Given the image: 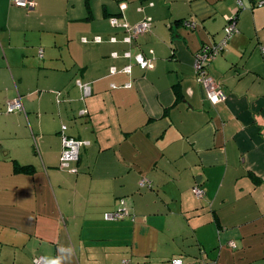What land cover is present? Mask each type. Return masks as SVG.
<instances>
[{
  "label": "crops",
  "instance_id": "1",
  "mask_svg": "<svg viewBox=\"0 0 264 264\" xmlns=\"http://www.w3.org/2000/svg\"><path fill=\"white\" fill-rule=\"evenodd\" d=\"M30 1L0 0V264H264V0ZM112 16L151 31L131 45ZM228 17L213 104L195 60ZM62 125L89 142L78 172L60 167ZM120 199L134 221L104 219Z\"/></svg>",
  "mask_w": 264,
  "mask_h": 264
},
{
  "label": "built area",
  "instance_id": "2",
  "mask_svg": "<svg viewBox=\"0 0 264 264\" xmlns=\"http://www.w3.org/2000/svg\"><path fill=\"white\" fill-rule=\"evenodd\" d=\"M16 5L21 7L32 8V3L30 0H13ZM238 2L241 3L240 0ZM262 5V4H260ZM239 7H243L242 4H239ZM111 24L115 28H122L127 33L128 36L125 38V41L129 44H133L138 38L149 33L152 28V19H146L142 23L130 26L127 22H120L116 17L110 19ZM185 26L191 30L196 29L197 25L194 22H186ZM225 37L222 41L210 44H204L200 52L196 55L195 68H196V79L204 87L206 92L207 99L213 103L218 104L226 100L227 96L221 89L220 85L216 82L215 78L211 75V63L213 60L221 55L226 49L231 38L239 32L237 25L236 17H228L227 25L225 26ZM86 41V39H84ZM96 42H100V38L96 37ZM264 50V48H263ZM127 58L135 59L136 65H138L142 70H149L153 68V60L150 57H147L143 53H138L137 55H132L131 51L125 53ZM132 66H127L124 69L125 73H131ZM112 74L117 73L116 68H112ZM77 85L83 93V97L86 98L91 95L92 87L89 83H84L80 80L77 81ZM131 84H127L126 87H130ZM24 105L22 98L20 96L16 97L13 100L8 101L7 103V112L13 113L16 111H24ZM82 115L87 114L86 111L81 113ZM67 126L63 125L61 130V138L63 150L61 154V163L60 167L72 172H78L77 167H73L71 163L78 162L80 159V151L84 146L89 145L87 141L77 140L72 138L66 133ZM142 185L146 184V181H142ZM197 197L202 198L204 196V191L201 188L195 189ZM119 205L121 208L116 213H110L106 215L107 220H118L123 219L126 216L130 215V212L126 206L124 199L120 200ZM231 245H234L231 243ZM35 264H50L45 258L38 257L35 260ZM171 264H185L181 259H174L171 261Z\"/></svg>",
  "mask_w": 264,
  "mask_h": 264
},
{
  "label": "trees",
  "instance_id": "3",
  "mask_svg": "<svg viewBox=\"0 0 264 264\" xmlns=\"http://www.w3.org/2000/svg\"><path fill=\"white\" fill-rule=\"evenodd\" d=\"M13 1V0H12ZM14 4H15V2H13ZM16 5V4H15ZM16 6H18V5H16ZM18 7H21V6H18ZM22 8H27V9H29L28 7H22ZM112 17H116V16H112ZM111 17V18H112ZM110 18V19H111ZM183 22V25L185 26V23L186 22H194V21H192V20H184V21H182ZM194 23H196V22H194ZM186 27V26H185ZM189 29V28H188ZM191 30V29H190ZM13 100V99H12ZM6 112H7V105H6ZM16 112H22V111H16ZM8 113V112H7ZM14 113V112H13ZM63 126V125H62ZM67 126V125H66ZM61 130H62V128H61ZM67 130H68V127H67ZM67 130H66V133H67ZM68 134V133H67ZM82 141V140H81ZM85 147V146H84ZM82 149V148H81ZM80 153H81V151H80ZM76 162H73V163H71L72 165L73 164H75ZM73 167H75V166H73ZM20 170H22V171H25V172H31V168H29V167H20L19 168ZM142 181H146V184H144V185H142L141 183H142ZM139 186H140V188H153V184H152V182L151 181H149V180H147V179H142L141 181H140V183H139ZM120 200H122V199H120ZM119 200V201H120ZM121 208V206L118 204V208L115 210V211H113V212H108V213H105L104 214V219L106 220V221H108V222H118V221H124L125 219H129V220H131V221H134V214L129 210V212H130V215L129 216H126L125 218H123V219H118V220H107L106 219V215L107 214H110V213H116V212H118V210ZM200 264H203V263H200ZM207 264V263H206Z\"/></svg>",
  "mask_w": 264,
  "mask_h": 264
}]
</instances>
